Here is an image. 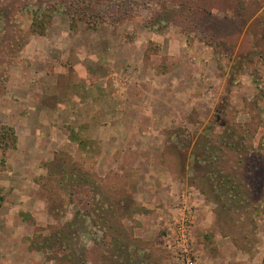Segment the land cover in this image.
Listing matches in <instances>:
<instances>
[{
    "label": "rangeland",
    "instance_id": "obj_1",
    "mask_svg": "<svg viewBox=\"0 0 264 264\" xmlns=\"http://www.w3.org/2000/svg\"><path fill=\"white\" fill-rule=\"evenodd\" d=\"M89 1L0 0V264H178L165 227L184 204L201 264H264V0ZM145 71L180 76L191 106L159 134L160 188L138 170ZM107 89L119 140L54 123L59 98Z\"/></svg>",
    "mask_w": 264,
    "mask_h": 264
},
{
    "label": "crops",
    "instance_id": "obj_2",
    "mask_svg": "<svg viewBox=\"0 0 264 264\" xmlns=\"http://www.w3.org/2000/svg\"><path fill=\"white\" fill-rule=\"evenodd\" d=\"M148 74L149 72L145 74L143 80H138V97H136L137 101L135 103V106H133L138 111V138L144 141H152V143L150 144H145L144 147L141 146L142 150L145 151V153L143 158L139 159V161L141 162H138V170L147 172V174H155V178L157 179L156 182H159L158 184L160 188L165 185L167 186L169 180L171 179V177L168 175V172L171 169H169L168 167L169 165L166 157L163 156L167 153L166 149L164 148V141L168 140V135L159 134H164V128H166L167 125L169 126L173 122L172 116L167 115L168 112L170 113L171 109V115L174 114V116H180L181 113H184V111L186 113L190 111L191 106L189 107L185 104L183 105L182 98H186V96L189 95V92L186 87H182L180 85V76H170L169 73H159L158 75L155 74V77L158 76V86V84H155L153 82L150 84L145 83L146 79L149 77ZM178 86L182 88H179ZM110 93L111 90L107 89L103 92L101 97L99 94L97 96L94 94L96 99H94V96L92 95L91 104H94L96 106H89L88 100H86L85 103L83 102L85 100L82 99L83 91L81 90L74 95V99L72 102L70 101V103L59 98L57 105L59 109L56 110L57 113L54 114V116H56V122L54 123L67 124V127L71 126L72 129L77 133V135H103L101 139H103L104 141L110 140L112 136L113 138L114 136H117L116 139L119 140L120 138L118 137V135H114V133L117 131H122V129L126 126V123L128 121L131 122V120L129 117L124 118L123 114H116V112L113 113V116H116L115 121L111 120L112 110L115 109V105L117 103L110 100ZM149 93L153 94L150 99L152 100V106L150 112L146 114L145 112H143V103L147 100L146 96ZM45 98H48V96L44 98L43 96H40L39 102H42L43 105L40 114L44 116V120L46 122L47 120H49L51 114L48 112V102ZM94 100L96 101V103H93ZM179 100H181L180 107L178 106ZM174 105L177 106V109L180 108L182 110L180 112L174 111ZM65 108H71V111L69 109L68 113H64V111L62 112V109ZM72 109L74 113L72 112ZM88 109H95V113H91L90 117H86V115L82 116L84 110L87 111ZM74 114L78 115V119ZM59 115L66 116L69 119L63 120L64 117H59ZM147 115H150V120L146 119ZM100 123H103V125H105L106 123V128L100 127ZM151 128L153 131L148 130ZM102 129H106V131H103ZM156 133L157 135H155ZM64 135L71 134L68 133ZM158 141H161L160 144H163V146L160 147L163 148L161 150H159L160 148L155 145V143L157 144ZM139 146L140 144H138V147ZM106 154L109 155L108 151H106ZM166 156H168V154ZM157 172H161V174L157 176L158 178L156 177Z\"/></svg>",
    "mask_w": 264,
    "mask_h": 264
},
{
    "label": "built area",
    "instance_id": "obj_3",
    "mask_svg": "<svg viewBox=\"0 0 264 264\" xmlns=\"http://www.w3.org/2000/svg\"><path fill=\"white\" fill-rule=\"evenodd\" d=\"M187 205L173 213L165 227V246L178 264H201L195 243V223Z\"/></svg>",
    "mask_w": 264,
    "mask_h": 264
},
{
    "label": "trees",
    "instance_id": "obj_4",
    "mask_svg": "<svg viewBox=\"0 0 264 264\" xmlns=\"http://www.w3.org/2000/svg\"><path fill=\"white\" fill-rule=\"evenodd\" d=\"M68 1L70 2V12L75 11V14L79 12L80 8L88 7L89 6L88 4L90 2L89 0H68ZM107 6H110V4H108ZM108 12H109L108 8L104 6H100L98 16L99 17L104 16V14Z\"/></svg>",
    "mask_w": 264,
    "mask_h": 264
}]
</instances>
